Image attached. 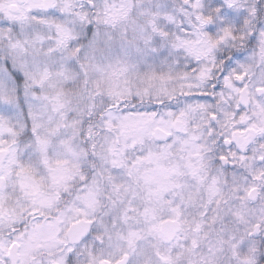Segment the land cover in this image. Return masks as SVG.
<instances>
[{
  "label": "clouds",
  "instance_id": "clouds-1",
  "mask_svg": "<svg viewBox=\"0 0 264 264\" xmlns=\"http://www.w3.org/2000/svg\"><path fill=\"white\" fill-rule=\"evenodd\" d=\"M9 2L0 0V70L11 102L0 121V241L17 240L12 252L23 264L65 261L69 249L71 264H96L128 189L164 176L194 191L193 212L219 200L210 230L223 240L216 264H233L232 239L264 224V184L249 197L243 176L264 168V139L245 143L247 155L215 143L197 149L180 143L181 130L164 115L183 104L176 76L197 54L198 67L215 71L227 61L264 79V0H12L17 9ZM21 13L23 20L9 19ZM153 25L166 33L168 64L145 44ZM169 70L165 93L149 76ZM152 112L155 121L146 120ZM251 244L264 264V235Z\"/></svg>",
  "mask_w": 264,
  "mask_h": 264
},
{
  "label": "snow or ice",
  "instance_id": "snow-or-ice-1",
  "mask_svg": "<svg viewBox=\"0 0 264 264\" xmlns=\"http://www.w3.org/2000/svg\"><path fill=\"white\" fill-rule=\"evenodd\" d=\"M8 7L17 9L12 0ZM193 7H199V3ZM2 11L3 4H0ZM24 18L23 13L9 15V19L18 21ZM152 33L145 44L161 64H168L170 54L162 39L166 33L156 25H153ZM64 39H70L67 33H64ZM195 60L196 63L176 76L183 104L176 109H167L164 119L181 130L178 140L182 144L207 150L210 143H215L221 150L227 147L230 154L236 149L237 154L242 150L247 155L245 143L264 139V79L249 78L247 69L240 70L242 64L228 68V62L222 61L224 66L214 71L206 66L198 67L201 63L199 54ZM212 63L215 65L216 61ZM69 66L74 67V64ZM188 69L192 70L191 74ZM216 71L220 72L219 76ZM149 79L159 80L162 91L167 93L173 73L171 70L159 75L152 73ZM7 90V75L0 70V121L8 118L4 109L11 106L5 95ZM157 116L155 112L145 113L148 121H155ZM241 138H246L244 143H241ZM3 151L0 148V153ZM225 159V156L220 157V160ZM193 175L199 178V173ZM243 176L247 195L251 197L257 187L264 184V168L257 166L252 175L243 173ZM128 177L130 181L134 179L131 169ZM3 180V175H0V184ZM261 190L264 191V188ZM193 199L194 191L189 186L164 176L149 183L146 189L129 188L120 202V208L108 218L111 224L110 243L106 249L102 243L98 245L101 255L96 264H216L218 246L223 240L212 239L210 230L215 228L220 202L216 198L206 203L202 201L197 211L193 212ZM237 218L241 219L239 215ZM95 230L93 227L84 234L83 241ZM246 235L248 238L236 237L231 241L230 248L235 258L233 264H259L260 248L252 246L251 240L264 235V224L255 225L254 232ZM18 246L17 240L0 241V264H23L13 256L12 250ZM71 258L69 249L65 261L54 260L53 264H71Z\"/></svg>",
  "mask_w": 264,
  "mask_h": 264
}]
</instances>
